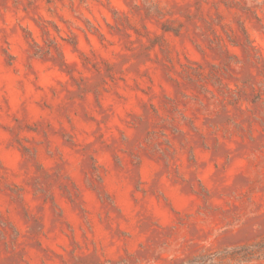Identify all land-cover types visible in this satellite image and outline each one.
Masks as SVG:
<instances>
[{"label":"rangeland","instance_id":"obj_1","mask_svg":"<svg viewBox=\"0 0 264 264\" xmlns=\"http://www.w3.org/2000/svg\"><path fill=\"white\" fill-rule=\"evenodd\" d=\"M248 3L0 0V264H142L175 234L152 220L194 213L197 174L229 152L255 208L177 216L172 264L264 255V181L239 158L264 161V20Z\"/></svg>","mask_w":264,"mask_h":264},{"label":"clouds","instance_id":"obj_2","mask_svg":"<svg viewBox=\"0 0 264 264\" xmlns=\"http://www.w3.org/2000/svg\"><path fill=\"white\" fill-rule=\"evenodd\" d=\"M159 3V0H158ZM258 7L259 11L256 15L260 16L262 20H264V0H249L248 7ZM117 7H122V5H117ZM5 11H13L12 5L9 4L8 9ZM15 19V13L14 17ZM18 19H16L17 21ZM10 20V24H11ZM264 39V36L261 37ZM19 40L18 35H9L8 44L11 46V50L13 55L16 53V43ZM234 67H237L238 64H234ZM34 75V74H33ZM17 78H21V74L19 72L16 73ZM151 95L156 96L158 98V93L153 92ZM127 103V99L123 101ZM5 122L9 123V127L12 131L18 132V130L11 125V120L13 116L19 119V115L15 111V107L11 110L9 108L4 109ZM241 160H245L249 168L255 169V179L264 181V161L254 162L251 158L241 155L239 157ZM236 159L235 153L229 152L227 153L226 158H221L214 163L218 164V167L213 171L209 169L206 174L198 173L197 179L200 183V186L209 194V198L206 201H203L202 204L197 207L194 213L190 211L174 212L173 216L175 219L168 224H161V222L156 219L152 220L153 229L157 232L166 231L169 229H174L175 234L164 241L163 243L153 246L152 240L149 243L152 245V255L147 258H143L142 264H172L173 261H177L183 258V250L185 241L187 239V229L183 226H177L176 217H187L188 223L196 225L199 223L201 226H208L211 223V217H206L204 211L202 209L207 208L209 210H215L216 212H224V206L228 208L232 207V204L236 201H239L245 207L251 206V208H255V204L252 202L250 196H246L242 191L238 189L236 185L232 183V172L230 171L232 168V163H226L227 161H234ZM196 197L199 196L198 190L195 192ZM222 202L221 205H218L216 202ZM141 215H143V209H141ZM253 215H261L260 212H249L244 219H248ZM243 223V220L240 221V224ZM240 224H236L232 227L233 232L239 229ZM222 232H225L226 229H222ZM211 234V230H210ZM204 246V245H203ZM216 242L213 244H209L204 246L206 250L210 252H215L216 250ZM228 252H231V248L227 249ZM247 264H264V255L258 254L257 256L252 257L248 260Z\"/></svg>","mask_w":264,"mask_h":264}]
</instances>
